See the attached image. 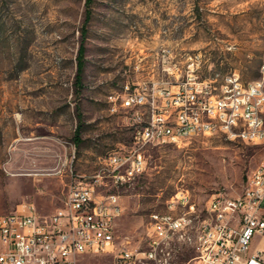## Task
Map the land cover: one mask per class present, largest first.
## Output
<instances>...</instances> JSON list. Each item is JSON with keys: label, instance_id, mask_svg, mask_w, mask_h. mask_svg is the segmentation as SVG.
Here are the masks:
<instances>
[{"label": "rangeland", "instance_id": "1", "mask_svg": "<svg viewBox=\"0 0 264 264\" xmlns=\"http://www.w3.org/2000/svg\"><path fill=\"white\" fill-rule=\"evenodd\" d=\"M86 9V0H0V215L29 205L51 215L73 186L89 183L97 195L119 196L118 244L144 246L151 215L186 211L168 208L182 192L196 205V230L213 195L243 192L264 146L222 135L150 146L144 173L123 184L103 171L104 159L132 144L135 110L123 106L125 95L143 83L174 85L190 57L200 56L202 79L259 78L264 0H93L85 25ZM168 250L175 264H193L190 245ZM78 264L113 257L85 255Z\"/></svg>", "mask_w": 264, "mask_h": 264}, {"label": "built area", "instance_id": "2", "mask_svg": "<svg viewBox=\"0 0 264 264\" xmlns=\"http://www.w3.org/2000/svg\"><path fill=\"white\" fill-rule=\"evenodd\" d=\"M188 61L184 75L177 69L174 85L143 83L125 95L123 106L135 110L132 144L109 154L103 166L116 183L144 173L150 146L181 147L214 135L264 146V92H255L236 73L220 81L202 79L200 56ZM204 85H214L215 94H206ZM148 130H155V138H148ZM222 194L208 202L204 233H196V205L182 192L168 208L186 211L151 215L146 244L132 248L117 243L119 196L97 195L94 184L79 183L51 215H40L32 205L0 215V264H78L81 257L98 254L112 255L113 264H175L163 259V252L173 242L183 244V237L191 243L202 237L193 264H264V160L247 175L241 194L221 202ZM210 208H217V215H210Z\"/></svg>", "mask_w": 264, "mask_h": 264}, {"label": "bare ground", "instance_id": "3", "mask_svg": "<svg viewBox=\"0 0 264 264\" xmlns=\"http://www.w3.org/2000/svg\"><path fill=\"white\" fill-rule=\"evenodd\" d=\"M264 62L260 66V77L249 82L250 87H254L255 92H264ZM204 92L206 94H215L214 85H204ZM148 138H155V130H148ZM221 202H229V197L222 194ZM210 215H217V208H210ZM207 228V218H205L201 225L196 229V233H204ZM183 244L190 245L196 252V244H202V237H195V243H191V237H183ZM172 251L163 252V259H171Z\"/></svg>", "mask_w": 264, "mask_h": 264}, {"label": "trees", "instance_id": "4", "mask_svg": "<svg viewBox=\"0 0 264 264\" xmlns=\"http://www.w3.org/2000/svg\"><path fill=\"white\" fill-rule=\"evenodd\" d=\"M92 2H93V0H86L87 9H86L85 25L88 24V22L90 21V18H91L90 6H91ZM86 33H87L86 29L83 28L82 29V37L83 38L86 36ZM84 52H85L84 45L81 44L80 48H79L78 56H77V74H76V85L77 86H80V82L82 80V75H83V71H84V64H85ZM80 123H81V119L79 116V126L77 127V130H76V138H78L80 136V130H81Z\"/></svg>", "mask_w": 264, "mask_h": 264}]
</instances>
